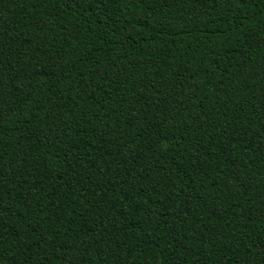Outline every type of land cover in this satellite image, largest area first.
<instances>
[{
  "label": "trees",
  "instance_id": "1",
  "mask_svg": "<svg viewBox=\"0 0 264 264\" xmlns=\"http://www.w3.org/2000/svg\"><path fill=\"white\" fill-rule=\"evenodd\" d=\"M0 264H264V0H0Z\"/></svg>",
  "mask_w": 264,
  "mask_h": 264
}]
</instances>
